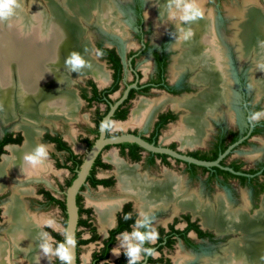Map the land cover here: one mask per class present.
Masks as SVG:
<instances>
[{"label": "bare ground", "instance_id": "obj_1", "mask_svg": "<svg viewBox=\"0 0 264 264\" xmlns=\"http://www.w3.org/2000/svg\"><path fill=\"white\" fill-rule=\"evenodd\" d=\"M45 1L47 8L35 5L26 9L22 6L23 0H17L14 14L0 20V116L7 121L19 113L22 119L16 127L24 135L23 143L8 147L9 153L0 160V190L7 186L12 188L5 210L10 227L6 231L7 237L0 239V264H19L22 258H26L28 264H48L49 253L45 254L41 248L46 242L38 225L51 220L25 210L21 198L30 192V187L23 186L21 181L43 177L51 168L45 159L46 154L37 156L35 165L24 157L36 154L39 146L35 141L36 124L51 123L59 118L75 119L78 100L67 85L74 75L91 73L99 82H105L106 73L93 61L89 41L83 39V23L96 19L103 29L120 38H127L128 34L117 17L114 0ZM187 2L189 0H146V14L153 20L155 35H159L169 22L175 25L174 46L180 51L172 60V77L175 78L186 67L197 68L195 78L208 89L204 91V102L188 98L175 100L174 105L200 110L205 102L212 104L218 100L222 103L228 93L230 60L227 43L235 47L240 63L254 54V62L261 59L264 64V10L256 0H243V7H229L228 15L233 19L234 31L226 37L218 30L213 14L206 12L200 0H196V4L202 6L203 18L184 19ZM189 30L192 35L185 39ZM73 52L85 61L76 70L66 63ZM261 68V78L255 71L249 76L250 87L258 94L264 93V65ZM166 100L160 98L158 102ZM152 106V103L140 100L132 110L130 120L125 123L141 122L149 115ZM196 112L199 116V111ZM186 125L190 127L188 132ZM180 127L178 134L183 143L196 141L203 130L198 118H184ZM105 157L114 164L119 193L134 197L142 208L152 207L155 203L156 206H167L173 202L179 207L202 209L204 224L219 231L240 233L238 239L231 240L221 249L222 254L197 258L199 264H264V259H261L264 257V197L261 207L250 215L248 203L232 209L226 196L219 193L215 196L217 210L214 211L211 204H204L197 192L186 191L183 180L171 172L166 171L162 178H155L139 172L136 165L120 160L113 151ZM101 199L94 202V206L103 226L117 204Z\"/></svg>", "mask_w": 264, "mask_h": 264}, {"label": "flooded vegetation", "instance_id": "obj_2", "mask_svg": "<svg viewBox=\"0 0 264 264\" xmlns=\"http://www.w3.org/2000/svg\"><path fill=\"white\" fill-rule=\"evenodd\" d=\"M203 4L206 12H211L214 16L215 24L219 29L217 22V13L221 10L223 0H200ZM115 2V0H114ZM116 4V2H115ZM243 4V0H242ZM207 5H212L209 8ZM234 4H231V7ZM228 7V8H229ZM118 10V19H120V10ZM226 8V17L230 21L229 29L230 33L225 34L226 36L231 35L232 33V18L227 14ZM130 10L132 12L133 21L131 22L133 33L132 38L137 44L134 48L129 49L126 53L123 50H118L115 45L105 44L100 41H96L95 45L89 42L90 52L93 57V61L101 67V69L106 73L105 82H99L91 73H85L78 77L76 82L77 92L76 97L79 98V103L82 101L85 103L86 107L92 108L91 113V123L89 126L84 127V136H79L80 141L85 145L86 151L89 149L86 145L84 139H88L92 142L98 136V126L96 127L95 120L100 114H103L102 117L106 114L109 109L110 104L114 103L123 93L124 89L128 84L134 83L136 87H131L127 93L126 98L117 106L115 111L118 113L125 112V117H114L113 115L106 123V136H113L120 133H134L142 137L144 140L153 143L155 145L165 146L171 148L178 153L188 155L197 159L202 160H214L220 154L224 153L225 150L238 141L240 138H243L240 142L231 147L228 152L222 156L219 160L220 166H200L194 163L181 161L178 159H174L173 157L165 154V153H156L143 149L142 147L139 151H137L138 159H131V152L127 147L121 148L118 144H110L105 145L102 150L98 153L97 157L106 163L107 167L96 166L92 170V177L87 180L85 179L84 184L80 187L78 194L79 196V204H77L78 208L80 207L81 213L78 212V219L81 220V223L78 224L75 232V241L76 242V264H107L110 260V264H128V261L131 259L126 256V252L129 244L136 245L139 247L140 256L137 259L132 261V264H199V260L202 256H215L222 254V248L226 247L231 240L238 239L240 233L235 232L234 230H224L219 231L215 229L214 226L204 224L202 221L201 212L202 209L193 210L188 206L179 207L174 203L165 204V206H160L157 203L152 205H147L142 208L138 201H135L134 197L124 196L122 193H119L117 189L118 178L116 173L114 172V164L109 160H102V153L104 150L110 147H116L117 150H112L115 155L124 161L127 159L131 162H143L146 167L153 168L157 165L159 161L161 164L165 166H170V159L174 160L176 163H181L183 165L182 172L184 176L190 181H199L201 180L204 188L206 190L212 191L215 188L223 189L225 191H236L238 188L241 189V201L239 205H235L229 198L227 192H217L213 194L212 197L208 199H204L200 192L196 190H190L185 185L184 177H179L183 180L184 187L186 191H195L200 196L201 200H203L206 204H211V208L214 211L217 210V204L215 203V196L219 193L226 196L229 204L232 209H237L238 206H242L247 204L248 213L250 215L254 214L251 210V201L253 204L259 199V208L262 200V196H264V147L259 150L257 154L246 156L244 152L239 151L240 149L245 148L250 142V140L254 136H260L264 132V118H260L258 120H250V116L255 112L256 104H252L247 96L246 85L242 80L241 76L234 71L232 74L236 78V85L231 87L232 77H231V50L229 48L233 46L230 43L228 45V55H229V86H227V94L225 96V100L223 98V102L216 101L211 104L205 102L202 108L199 110L191 109L183 105H174L175 100H183L192 98L195 100H202L204 102V94L205 90H208L207 87L203 84L202 81H198L195 78V75L198 72L197 68L190 69L186 67L181 70L178 75L174 78L171 75V64L174 56L178 54L180 51L179 48H175L174 46V35H175V25L173 22H169L167 26L160 32L159 35H155V29L153 26V20L149 18L146 14V0H131L130 2ZM230 16V17H229ZM95 19V18H94ZM95 20H91L89 23L94 24L97 27L99 32L109 38H116L119 41H126L131 38V34L128 32L127 28V38H120L117 34H113L111 32L106 31L105 29H101L96 23ZM122 22V21H121ZM87 23V24H89ZM147 23L150 24V29L152 32L151 39L154 41V44H151L148 40L147 35L149 34V28L146 26ZM122 24H124L122 22ZM146 24V25H145ZM125 26V24H124ZM126 27V26H125ZM171 28L172 34L171 39L172 43L169 48H167V38H169V34L167 31ZM89 40V38H88ZM133 42V43H134ZM134 44V45H135ZM234 47V46H233ZM96 50L97 57L94 56L92 49ZM174 52V53H171ZM115 58L113 57V54ZM234 52L235 49H234ZM148 54L149 55V64L148 67L145 68V78L143 79V72L137 67V60H139L142 56ZM237 57V56H236ZM97 59H100L103 62H98ZM114 59L115 62L112 60ZM238 59V57H237ZM118 62L119 69L117 74L116 67H114V63ZM104 65L108 66V69H104ZM148 73V74H147ZM130 74L131 78L127 79V76ZM170 74V75H169ZM114 75H118V87L106 94H102V91L105 88H108L112 82ZM170 76V77H168ZM75 77V76H74ZM75 77V79L77 78ZM74 79V80H75ZM79 81V82H78ZM96 90H95V89ZM250 89H252L250 87ZM132 90L131 95L129 96V92ZM73 91V90H72ZM74 92V91H73ZM207 92V91H206ZM86 93L87 97L94 96L93 99L86 100L82 97V94ZM161 95L159 97H155L153 99L152 96ZM99 98H103L102 101H99ZM159 98H166V101L158 102ZM140 100H144L145 102L152 103L153 106L150 109L149 115L141 122L136 124H142L147 126V132H141L136 129H128L127 131H111V124L115 123V125H126L124 124L131 117L132 110L136 108L138 102ZM216 103V104H215ZM205 105V106H204ZM108 107V108H107ZM107 108V109H106ZM79 109V108H78ZM77 109V111H78ZM76 111V112H77ZM199 111V116H197V112ZM78 115V112H77ZM101 117V118H102ZM186 118L187 120H191L193 118L198 120L200 119L201 130L200 136L196 141L189 143H183L179 139L180 125L182 120ZM78 119V116L74 120H59L65 122H74ZM58 121V122H59ZM175 123V124H174ZM179 123V125H177ZM134 124V123H133ZM186 124V122H185ZM184 124V127H185ZM130 125V124H129ZM173 125L178 126L172 136L162 135V139L172 138L176 139L177 142L181 145L182 148H187V150H183L177 147L176 140H171L168 143H163L160 141L161 133L167 127H171ZM108 126V130H107ZM182 126V128H184ZM175 128V127H172ZM190 127L186 125V132L190 131ZM96 129L95 133L93 130ZM170 129V128H169ZM168 129V130H169ZM20 131H11L5 129L0 134V141L5 137L8 138L7 135L10 134V138H15L18 134L21 137L19 143L14 142H6L4 144H0L2 148V152L0 153V160L5 154L9 153L8 147L10 146H20L23 143L24 135L21 129ZM167 130V131H168ZM116 133V134H113ZM39 135V134H38ZM46 135L56 136L60 140L64 141L67 146L70 148L71 152L78 157H84V154L76 153L75 149L70 146V144L62 137V135L58 132L52 133L50 131H44L42 133V140L47 142L50 146L53 147V150L50 152V156L54 159V164L58 168H66L70 177L72 175L70 169L67 165H70V161H65L69 152L65 150H59L56 148V142L50 141ZM92 136V137H90ZM38 140V136L36 135ZM264 141V140H263ZM39 142V140H38ZM125 143V142H122ZM129 143V142H126ZM93 144V143H92ZM136 144V143H135ZM40 146V144L38 143ZM91 147V146H90ZM46 150V149H45ZM110 152V151H109ZM107 152V153H109ZM57 153H61L63 155V160H60L57 156ZM106 153V155H107ZM143 153H145L143 155ZM48 156V153L46 152ZM165 155V156H163ZM96 157V158H97ZM95 158V159H96ZM107 159V158H106ZM47 160V159H46ZM152 160V161H151ZM95 161V160H94ZM93 161V162H94ZM125 162V161H124ZM111 163V164H109ZM128 164V163H127ZM93 165V163H92ZM112 165L111 173L112 175L107 176H98V171H109ZM130 165V164H129ZM137 170L141 173H147L152 175L155 178H162L163 173L168 171L163 170L161 174H151L148 171H142L139 169L138 165H136ZM92 168V166H91ZM90 168V170H91ZM228 168V169H227ZM79 169V168H78ZM77 169V170H78ZM76 170V172H77ZM89 170V173H90ZM51 171V169H50ZM238 173H234V172ZM171 172V171H168ZM53 173V172H50ZM172 173V172H171ZM174 174V173H173ZM89 175V174H88ZM87 175V176H88ZM76 176V175H75ZM178 177V175H176ZM69 177V178H70ZM68 178V179H69ZM94 179H108L111 181L110 184L105 183H96L92 185V180ZM41 180V178H38ZM38 179H36L38 181ZM44 179V178H43ZM65 180V190L67 188ZM35 180V179H34ZM35 180V181H36ZM73 180V179H72ZM47 181V180H46ZM26 184V183H24ZM48 184V182H47ZM49 185V184H48ZM115 185L114 194L111 196L109 193L108 198L104 200L114 201L117 205L112 209L109 214V218L107 223L103 226L101 225L98 217V212L95 209L94 202L101 201L97 200L101 197L97 194L96 198L89 199L88 204L90 207H86L83 204V195L82 191L88 186L91 189H96L97 192L99 189L108 190L107 188H112ZM29 186V185H26ZM47 191L50 196L55 199L64 200L65 204V194L64 190H59L63 192V197H57L52 190L47 187L40 186L37 189L31 188L30 192L22 196L21 200L23 202L24 208L28 213H32L35 216L31 208L39 207L40 209H44L47 207H57L61 213L64 214L60 205L56 202L51 201L47 195L44 193ZM6 192H9L8 194ZM108 192V191H107ZM12 193L11 186H7L0 190V239H5L6 231L10 227V223L8 220V216L5 213L7 203L10 201V196ZM33 195L34 198L26 199V197H31ZM120 195V196H119ZM244 195V197H242ZM116 196V197H115ZM103 197V196H102ZM246 197V198H245ZM247 199V202H246ZM96 200V201H95ZM251 200V201H250ZM214 201V202H213ZM77 203V202H76ZM160 203V202H158ZM244 203V204H243ZM138 204V205H137ZM162 205V204H161ZM150 206V207H149ZM144 210H142L141 208ZM149 207V208H148ZM147 208V209H145ZM258 208V209H259ZM146 210V211H145ZM142 213V214H141ZM160 213H168L169 215L162 219L158 220L156 223L152 222L150 218L154 214ZM130 214V218L125 219V215ZM38 216V215H37ZM83 221V222H82ZM96 221L97 227L94 224ZM40 233L44 236L45 241L46 238H50V240L54 241V245L59 247L62 243L61 238H64V233L61 234L54 229V226L46 224V222H41L39 225ZM98 228V230H97ZM88 232L87 237H83V231ZM118 230V231H117ZM158 233V239L156 242H153L148 238V234L153 231ZM100 233V236L98 234ZM139 231L141 234L145 235V239L143 241L139 240L135 232ZM124 237V238H123ZM99 240V245L97 249L91 251L89 255V260L87 262L81 263L79 260V251L82 245H86L89 242H95ZM108 244L107 255L106 257H100L102 249ZM119 249V255L113 254V249ZM214 248V250H212ZM147 249H155L157 253H159L158 258H153L148 254ZM212 250V251H211ZM173 252V253H172ZM199 252V253H198ZM172 253V255H171ZM182 255V256H180ZM180 256V257H179ZM188 256V257H187ZM179 257V258H178ZM182 257V258H181ZM190 260H188V259ZM50 259V258H49ZM181 259V260H180ZM186 259V260H185ZM60 264H63V261L58 259ZM11 262V261H10ZM28 260L25 258L20 259L19 264H28ZM65 264V263H64Z\"/></svg>", "mask_w": 264, "mask_h": 264}, {"label": "rangeland", "instance_id": "obj_3", "mask_svg": "<svg viewBox=\"0 0 264 264\" xmlns=\"http://www.w3.org/2000/svg\"><path fill=\"white\" fill-rule=\"evenodd\" d=\"M55 1L57 3H61L62 0L61 1L60 0H55ZM115 2L117 4V7L120 10V19L125 24L128 32L131 34V36H130L131 38H129L126 41H122V42L119 41L116 38H109V37L101 34L99 32V30L97 29V27L94 26V24H91L89 22H88L89 24H87V23L84 22L83 23V26H84L83 39H87L88 40V38H89L88 41L91 44L93 43L94 45H95L96 41H100V42L105 43V44L115 45L118 48V50H123L126 53L129 49L134 48L135 46H137V44H135V42H134V40L132 38V33H133L134 29L132 28V24H131V22L133 21L132 12L130 10V2H131V0H115ZM256 2H257V5H259L264 10V0H256ZM231 4L239 5V6L243 7L242 6V0H223L222 6H221V10L217 13V22H218L219 29L222 32H224L225 34H229L230 33V29H229L230 21L226 17V8H228ZM35 5L42 6L43 8H47V6H48L47 2L45 0H23V4H22V6L23 7L25 6L24 8H26V9H28L30 6H35ZM207 6L209 8L212 7V5H207ZM227 14H228V10H227ZM95 23L97 24V21ZM97 25H99V24H97ZM146 26L149 28V34L147 35L148 40L150 41L151 44H154V41L150 37V36H152V32H151V29H150V24L147 23ZM231 26H232V24H231ZM99 27L102 28L100 25H99ZM172 31H171V28H169V30L167 31V33L170 36L169 38H167V48H169L171 46V43H172V39H171ZM233 31L234 30H232L231 35L233 34ZM224 33H222V34L224 36H226ZM228 36H226V37H228ZM231 49L233 51V52H231V56H232L231 65L233 67V70L236 71V73H238L241 76L242 80L244 81V84L246 85L247 96H248L250 102L252 104H256V109H255L254 113H264V93L258 94V91H256V89H250L251 85H250V77H249L250 74L253 71H255L256 75L261 78L262 70H263L261 67L264 65L263 61L261 59L260 60L256 59L255 62H254V57L255 56H254V54H252L251 57L246 59L244 62L240 63V61L237 59V57H238L237 53L234 52L235 47L231 46L229 48V50H231ZM89 51H90V49H89ZM92 52H93L94 56L97 57V53H96L95 48L92 49ZM171 53H174V52L171 51ZM90 55H91V52H90ZM91 57H92V55H91ZM97 60L100 63L103 62L100 59H97ZM149 60H150V58H149L148 54L142 56L139 60H137V67L144 74L143 75V79L145 78V74L147 72V71L145 72V68L148 67ZM228 67H229V64H228ZM105 68L108 69V66L104 65V69ZM74 76L77 77L76 75H74ZM74 76L72 77V80L67 85L69 86L68 88L71 91L72 90L74 91V92L73 91L72 92L76 96L77 86H78L76 84V82H77L79 76L76 79H75ZM168 77H170V76H168ZM130 78H131V76L129 74L127 76V79H130ZM229 81H230V77H228V81H227L228 84H229ZM159 96H161V95L152 96V98H150V99H153V98L159 97ZM76 98H79V97L77 96ZM78 108H77L78 109V111H77L78 115H76V117H75V119H76L77 116H78V119L76 121L72 122V123L65 122V121H59V120L63 119V120H68V121L71 120L72 121L74 119L59 118V119H57L55 121H52L51 123L50 122L49 123L42 122V123H39L38 125L37 124L35 125V127H36L35 128L36 129L35 135L38 136L39 142H38L36 136H35V141L37 143H39L40 145H44L46 147L45 154H46V152L48 153V156H46V159H47V161L50 164L51 171L49 170L48 172H46L47 174H45L43 177H40L41 180L38 179V181L36 179H35L36 181L35 180H32V181L31 180L30 181L22 180L23 182L21 181V183L23 184V186L29 185V186H26V187H30V189L31 188L37 189L40 186L47 187L50 190H52L53 193L57 197H60V198L63 197V194H62L63 192H61L59 190H64L65 191V180L70 177V173H69V171L66 168H58V167L55 166L54 159L50 156V152L53 150V147L50 146L47 142L43 141L41 136H42V133L44 131H50L52 133L58 132L70 144V146L75 149L76 153H78L80 155L84 154L85 151H86V147L80 141L79 136H84L85 135L84 134V130H83L84 127L85 126H89L90 124H92L91 123L92 108L86 107L85 103L82 102V101L80 103L78 101ZM77 112H76V114H77ZM260 118H264V114L260 115L258 119H260ZM21 119L22 118H21V115L19 113H17V115L14 118H12L10 120H7V121H5L0 116V134L5 129L11 130V131H20L19 130L20 128H17L16 125L21 122ZM129 120H130V118H129ZM128 121H126V122H128ZM124 124H126V125H121L120 126V125H115V123H112L111 124V131H115L116 130V131L124 132V131H127L128 129H136V130H139L141 132H147L148 131V129H147L148 125L145 126V125H142V124H132V125L131 124L129 125L127 123H124ZM177 125H179V123ZM172 127H175V128H172ZM177 127L178 126L173 125L171 127H167L165 130H163V132L161 133L160 141L163 142V143H168L171 140H176V139H172V138L162 139V135L164 134V131H166L165 132L166 136H168V135L172 136L174 133H176L175 130H176ZM178 131H179V129H178ZM90 137H92V136H90ZM263 140H264V132L260 136H254L249 141L250 143L245 148L240 149L239 151L244 152V154H246L247 157L250 156V155L257 154L259 152V150H261V148L264 147V141ZM176 144H177V147H179V148H181L183 150H187V148H182L181 145L177 142V140H176ZM112 150H117V148L116 147H110V148L104 150V152L102 153V160L103 161L107 160L106 157H105L106 153L109 152V151H112ZM144 154L145 153H143V155ZM57 156H58V158L60 160H63V155L61 153H57ZM124 161L126 163L130 164V165H138L140 170L148 171L151 174H161L163 172V170L167 169L168 171H171L172 173H174V175H178V177H184L185 185L190 190H196V191L200 192L204 199H208V198L212 197L213 194L222 191V192H227L228 193V196H229L230 200L236 206L239 205V203L241 201V196H240L241 189L238 188L236 191H232V192L225 191L223 189H218V188H215L212 191L206 190L204 188L201 180H199V181H190V180H188L184 176V174L182 172L183 165L181 163H176L172 159H170V166H165V165L161 164L158 161L157 165L155 167H153V168L146 167L143 162H131V161L127 160V159H124ZM109 164H111V163H109ZM112 168L113 167L111 165L110 170L107 171V172L98 171L97 175L98 176L112 175V173H111ZM50 172H53V173H50ZM47 182H48L49 185L47 184ZM24 183H26V184H24ZM107 189H108L107 190L108 192L106 190H104V189H99L98 192H97L96 189L94 190V189H91L90 187L87 186L82 191L84 206L90 207L91 205L88 204V200L90 199V197L96 198L97 194L101 198H106L107 196H105V194L109 195V193L111 194V196H109V197H112V196L116 195V192L114 194L115 185L112 188H107ZM6 193L8 194L9 192H6ZM25 194H27V193H25ZM25 194H23V196ZM112 194H114V195H112ZM263 197L264 196H262V200H263ZM29 198H34V197H33V195H31V197H26V199H29ZM93 198H91V199H93ZM101 198H99V199H101ZM99 199H97V200H99ZM90 200H89V203H90ZM262 200H261V202H262ZM260 207H261V203H260ZM258 208H259V199L254 204L251 201V210H250V212L252 213L253 211H255ZM31 210L34 213H36L38 215V217H48L49 220H51V221L49 223H46V224L54 226V229L57 232H60L61 234L64 233V226H65L64 219H65V216H64L63 213L60 212V210L57 207H50L49 206V207L45 208V210L44 209H40L39 207H33V208H31ZM168 215H169L168 213H160V214H154L150 218L152 219L153 223H156V221L157 222H158V220L161 221L162 219H165ZM94 224L97 227L96 221H94ZM97 230H98V228H97ZM98 234L100 236L99 231H98ZM82 236L83 237H87L88 236V232L86 230L83 231ZM45 242L51 249V251L49 252V258L50 259L48 258V264H60L59 261H58L59 256L55 254V252L58 249V247L56 248V246L54 245V241L50 240V238L48 237V238H46ZM98 245H99V240L95 241V242H89L86 245H82L81 249L79 251V260H80V262L81 263L87 262L89 260V255H90L91 251L97 249ZM212 250H214V248ZM172 253H171V255H172ZM138 256H140V254ZM107 264H110V260L108 261Z\"/></svg>", "mask_w": 264, "mask_h": 264}, {"label": "water", "instance_id": "obj_4", "mask_svg": "<svg viewBox=\"0 0 264 264\" xmlns=\"http://www.w3.org/2000/svg\"><path fill=\"white\" fill-rule=\"evenodd\" d=\"M231 77H232V84L231 87L236 85V78L233 76L232 72L233 67L231 65ZM131 87H136L135 82L128 84L126 88L124 89L122 95L112 104H110L108 111L106 114L101 118L99 127H98V136L91 145V147L86 151L83 160L80 164L79 169L76 172V176L73 178L71 183L67 186L64 194H65V213H66V223L64 226V243L66 244V247L68 248L70 254H71V261L70 264H76V241H75V232L77 227V220H78V206L76 203V195L79 192L80 187L84 184L85 179L87 175L89 174V170L92 166L93 161L97 157L98 153L102 150V148L105 145H112V144H118L122 142H129V143H136L140 147H142L145 150L156 152V153H165L174 159H178L185 162L194 163L196 165L200 166H220L219 160L222 158L223 155H225L228 150L233 147L235 144L240 142L243 138H240L238 141L230 145L224 153L220 154L216 159L214 160H202L197 159L188 155H184L181 153H178L177 151L160 145H155L153 143H150L146 140H144L142 137H140L137 134L126 132V133H120L113 136H106V123L110 119V117L113 115L115 109L117 106L126 98L127 93ZM228 169V168H227ZM234 172V171H233ZM238 173V172H234ZM71 238L75 241L74 244L72 243H66L67 239Z\"/></svg>", "mask_w": 264, "mask_h": 264}, {"label": "clouds", "instance_id": "obj_5", "mask_svg": "<svg viewBox=\"0 0 264 264\" xmlns=\"http://www.w3.org/2000/svg\"><path fill=\"white\" fill-rule=\"evenodd\" d=\"M17 0H0V20H6L9 17H11L14 14V6L16 5ZM185 12L187 15L184 17V19H197V18H203L204 10L201 5L196 4V0H189V2L185 5ZM192 35L191 30L184 36L185 39L190 37ZM66 63H70L73 67V70L79 69L85 64V61L81 58V56L75 52L72 53V55L67 58ZM90 66V65H89ZM264 113H253L250 116V120H258L259 116ZM46 147L44 145H40L37 148L36 154H26L24 159L35 165L37 163V156L44 155L45 154ZM130 218V214L125 215V219ZM136 237L143 241L145 239V235L141 234L139 231L134 233ZM148 238L151 239L153 242H156L158 239V233L154 230L152 233L148 234ZM66 243H72L74 244L75 241L71 238H68ZM41 248L45 252V254L49 253L51 251L50 247L47 244L41 245ZM148 254L152 256L153 258H158L159 253L155 251V249H147ZM139 253V247L136 245L129 244L127 252L125 253L126 256L130 257L131 259L128 261V264H132V261L138 258ZM56 255L59 256V259L61 261H64L65 264H70V261L72 259L71 254L66 247L65 243H61L58 247V249L55 252ZM113 254L119 255V249L115 248L113 249ZM261 259H264L262 257Z\"/></svg>", "mask_w": 264, "mask_h": 264}, {"label": "trees", "instance_id": "obj_6", "mask_svg": "<svg viewBox=\"0 0 264 264\" xmlns=\"http://www.w3.org/2000/svg\"><path fill=\"white\" fill-rule=\"evenodd\" d=\"M112 53V52H111ZM113 54V53H112ZM113 57L115 58V55L113 54ZM114 62H115V60L114 59H112ZM114 67H116L115 69H116V73L115 74H117V72H118V69H119V64H118V62H116V63H114ZM115 76V78H113V82H112V84L108 87V88H105V89H103L102 91H100L102 94H106V93H109V92H111V91H113V90H115L117 87H118V78H119V76L118 75H114ZM95 89V88H94ZM96 90V89H95ZM131 93H132V90L129 92V96L131 95ZM82 97L83 98H85L86 100H88V99H93L94 98V96H91V97H87V95H86V93H83L82 94ZM98 99V98H97ZM99 101H102L103 100V98H99L98 99ZM108 108V107H107ZM106 108V109H107ZM125 112H123V113H118V111H115V113H114V117L115 116H119V117H121V118H124L125 117ZM102 115L103 114H100L98 117H97V119L95 120V123H96V127L98 126V123H99V120L101 119V117H102ZM107 130H108V126H107ZM95 133L97 132V130L96 129H94L93 130ZM113 134H116V133H113ZM8 136V138H3L1 141H0V144L2 145V144H4V143H6V142H14V143H19L20 142V140H21V137H20V135L18 134L15 138H10V134L9 135H7ZM46 137L50 140V141H54V142H56V148L57 149H59V150H65V151H67V152H69V154H68V156L66 157V160L65 161H70V165H67V167L70 169V171H71V173H72V175H71V177L67 180V182H66V186H68L70 183H71V181H72V179L75 177V175H76V170L80 167V164H81V162H82V157H78L77 155H75V154H73L72 152H71V150H70V148L67 146V144L64 142V141H62V140H60L58 137H56V136H49V135H46ZM84 141L86 142V145H87V147L88 148H90V146L92 145V141H90V140H88V139H84ZM0 145V146H1ZM122 149L123 148H125V147H127L128 149H129V151L131 152V154H132V156H131V159L132 160H137L138 159V155H137V151H139L141 148L137 145V144H135V143H121V144H118ZM3 150H2V148L0 147V153L2 152ZM163 156H165V155H163ZM152 161V160H151ZM101 166V167H107L108 165L106 164V163H104V162H102L100 159H99V156L95 159V161L93 162V165H92V168H91V170H90V173H89V175L87 176V180L89 179V178H91L92 177V170H93V168L94 167H96V166ZM99 182H101V183H105L106 185L107 184H110L111 183V181L110 180H108V179H104V180H101V179H94L93 178V180H92V185L93 184H96V183H99ZM46 195H47V197L51 200V201H53V202H56L57 204H59L60 205V207H61V209L63 210V212H64V216H65V219H64V224L66 223V213H65V204H64V200H59V199H55V198H53L52 196H50V194L47 192V191H45L44 192ZM76 202H77V204H79V196H77L76 197ZM78 212L79 213H81V209H80V207L78 208ZM83 222V221H82ZM81 223V220L80 219H78V224H80ZM118 231V230H117ZM61 242L62 243H64V238L62 237L61 238ZM77 242V241H76ZM108 244H106V246L102 249V252H101V254H100V257H106V255H107V248H108ZM65 262L63 261V264H64Z\"/></svg>", "mask_w": 264, "mask_h": 264}]
</instances>
